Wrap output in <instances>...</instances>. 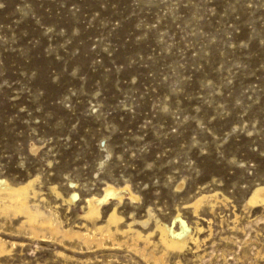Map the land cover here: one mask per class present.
Segmentation results:
<instances>
[{
	"label": "rangeland",
	"instance_id": "rangeland-1",
	"mask_svg": "<svg viewBox=\"0 0 264 264\" xmlns=\"http://www.w3.org/2000/svg\"><path fill=\"white\" fill-rule=\"evenodd\" d=\"M0 178L33 179L66 227L90 196L102 219L202 225L169 264H264V204L247 203L264 185V0H0ZM20 222L0 216V264H153L123 236L64 243Z\"/></svg>",
	"mask_w": 264,
	"mask_h": 264
},
{
	"label": "bare ground",
	"instance_id": "bare-ground-1",
	"mask_svg": "<svg viewBox=\"0 0 264 264\" xmlns=\"http://www.w3.org/2000/svg\"><path fill=\"white\" fill-rule=\"evenodd\" d=\"M33 183L34 180L31 179L14 185L7 179L0 178V216H6L10 219L21 217L19 229L25 228L32 236L60 238L64 243L66 239L77 240L78 243L96 242L98 245L105 244L107 239L115 240L118 236H123L126 238V246L129 249L140 254L153 264H169L170 262L167 263V254L169 252H184L191 248V244L200 246L198 245L200 241L199 234L203 233L204 227L200 224H196L193 227L181 217L179 212L175 214V221L179 222L178 228L175 227V224V226L172 225L173 223L169 224L167 223L168 221H162L157 215L152 213L153 210L151 209H149V216L146 219L133 218L127 221L124 216L118 213L117 207H115L105 219H102L101 201L97 202L98 200L95 196L86 198L85 210L81 216L86 222L81 226L76 225L78 228L66 227L63 225V221L57 211L52 208L44 210L36 199L33 200V198L38 196L39 192ZM105 187V197L115 194L119 196L120 201L122 200L119 190L115 186L108 183ZM57 194L69 202L73 201L77 196L74 193L70 198L65 199L60 191H57ZM217 194L216 191L210 194L201 193L197 198L189 202V206L194 210L193 213L200 216L204 206L212 210L214 204H216L213 201ZM131 198L135 197L132 196ZM247 203L250 206L264 204V185H257L254 188ZM153 216L155 225L150 227L149 224ZM87 221L92 222V225L90 226ZM194 231L195 233H193ZM153 236L157 238L154 239L155 237ZM2 239L0 237V253L3 251L4 240L2 241ZM67 245H70V243ZM157 250H159V254L156 252ZM179 261L181 260L179 259Z\"/></svg>",
	"mask_w": 264,
	"mask_h": 264
}]
</instances>
